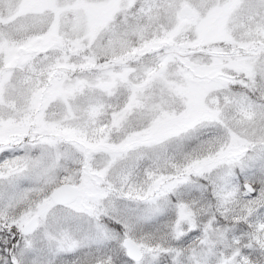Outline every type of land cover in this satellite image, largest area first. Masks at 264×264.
Segmentation results:
<instances>
[{
	"label": "snow or ice",
	"instance_id": "obj_1",
	"mask_svg": "<svg viewBox=\"0 0 264 264\" xmlns=\"http://www.w3.org/2000/svg\"><path fill=\"white\" fill-rule=\"evenodd\" d=\"M0 264H264V0H0Z\"/></svg>",
	"mask_w": 264,
	"mask_h": 264
}]
</instances>
